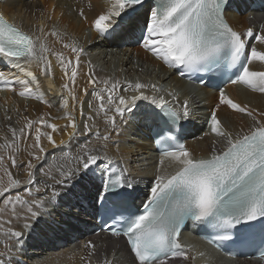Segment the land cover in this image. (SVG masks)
<instances>
[{
    "label": "snow or ice",
    "instance_id": "snow-or-ice-1",
    "mask_svg": "<svg viewBox=\"0 0 264 264\" xmlns=\"http://www.w3.org/2000/svg\"><path fill=\"white\" fill-rule=\"evenodd\" d=\"M228 3L229 0H153V3L146 5L145 0H108L107 9L90 22L91 29L101 37H106L124 29L134 31L142 19L138 43L164 66L177 70L181 77L190 78L193 73L220 77L213 85L219 89V104L211 112L209 123L211 134L222 143V149L213 146L209 158H194L182 144L163 150L159 161L160 170L141 211L126 217H111L114 222L120 221L119 229L114 225L109 226L111 235L126 238L132 264H172L177 257L188 261L190 249H186L179 239L188 220L206 228L228 230L229 236L225 238L234 235L245 243H255L259 239L260 246L264 248V112H254L247 105L235 102L224 90L228 85L239 84L254 92L264 93V71L249 69L253 61L264 62V51H259L255 46L264 45V28L255 33L249 28L243 35L234 30L225 18ZM141 5H145L146 10L139 7ZM78 15L87 20L82 10ZM48 35L63 43L55 29L45 34L43 28H40L39 35L29 34L0 15V59L5 60L11 68L19 69L25 76L22 78L0 70V90L8 88L17 91L15 85L19 84L22 86L18 92L20 97L42 99L36 74L26 70L24 65L34 64L42 75L47 76L52 67L49 58L51 54L67 77L68 82L63 84V88L67 90L68 97L77 101L72 86L84 50L75 41L63 43V47L74 54L73 61L62 52H53L46 45ZM249 41L253 43L249 44ZM204 81L205 75H200L199 82ZM88 83L93 88L94 99L99 102L96 107L91 103L89 107L97 116L102 114L105 132L102 134L95 124L90 126L86 123L82 128L78 127L70 113L65 116L69 121L65 129H70L69 140L77 135L91 133L97 140L104 142V151L89 147V137L80 146L79 154L70 157L73 166L65 168L61 165L56 168L58 176H53V164L47 165V170L43 166L37 169L32 161L39 162L48 155L42 145V137L53 148L59 146L51 134L58 131L56 124L43 119L32 121L25 118L26 124L19 130L9 127L12 140L5 137L4 143L0 144V204L11 216L20 218L18 208L24 213V229L30 230L32 222L42 216L47 206L60 195L55 185L67 188L81 173L85 174V178L95 176L101 163L108 165L105 174L116 173L107 182H103V176L100 177L104 190L113 193L109 200H119L126 195L116 192V189L130 188L132 185L123 178L122 173L117 172L118 166L113 164L106 149L110 130L117 129V117L123 118L126 111L131 112L138 100H150L159 109L155 117L164 125V129L158 135H166L171 131L172 122L189 115L187 100L181 106L182 111L178 112L169 107L170 102L163 96L149 94L161 91L154 83L139 80L125 82L123 91H130V96L117 94L121 88L119 80H97L90 74ZM83 92L88 95L87 87ZM168 95L176 99L173 93L169 92ZM62 105L67 109L69 100L62 97ZM220 105L237 114L246 115L251 120L247 132L241 129L234 134L227 130L217 116ZM93 119L91 115L87 117L88 121ZM34 124L38 125L34 128L35 142L32 145L36 151L30 154L32 160L25 166L27 181H21L13 177L6 163L11 161L12 166L16 167L15 154L20 150L21 138L33 131ZM42 128L51 129V132H42ZM65 143L63 139L60 140V144ZM165 160L175 165L174 174L164 170ZM37 173L53 181V184L46 185L51 188L50 194L45 191L41 196L33 195V191L41 192L39 184L44 183L41 181L38 184ZM22 184L28 185L26 191L31 199L13 192ZM0 223H11V220H4L0 216ZM7 235L17 245H22V231L11 230ZM3 247L5 251H0V264H6L3 257L11 251L10 244L4 243ZM85 247L94 252L96 246L89 241ZM261 256L264 257V252H261ZM88 264H91V260ZM101 264L112 262L105 257Z\"/></svg>",
    "mask_w": 264,
    "mask_h": 264
},
{
    "label": "bare ground",
    "instance_id": "bare-ground-1",
    "mask_svg": "<svg viewBox=\"0 0 264 264\" xmlns=\"http://www.w3.org/2000/svg\"><path fill=\"white\" fill-rule=\"evenodd\" d=\"M233 1H235V3L232 7L227 9L225 18L234 30L244 32L251 28L257 32L261 28H264V11H250V7L254 4L255 0ZM108 6V0H0V15L9 23L16 25L29 34L36 35H39L40 28H43L45 34L57 28L59 30L57 33L60 35L63 43L75 41L76 44L84 50L80 55L76 81L72 86L78 102L68 97L67 90L63 88V84L68 82L67 77L63 75V69L56 61L55 56L51 54H49V58L52 60V67L47 76L42 75L39 68L34 64L31 66L24 65L26 70H31L36 74L39 83L38 91L42 99H25L20 97L18 92L22 86L19 84L15 85L17 91H12L8 88L0 90V144H3L5 137H7L8 140H12L9 127L19 130L26 124L25 118L32 121L43 119L48 123H54L58 126V131L51 134L59 146L53 148L43 137L42 145L46 148L47 154L57 151L55 156H57L59 164L63 165L65 168L73 166L70 157L79 154L80 146L88 141L89 137H91L89 147L104 151L102 148L104 142L102 140H97L91 133L83 135V139H81L82 135H77L69 140L68 131H70V129H65V125L68 124L69 121L65 119V116L70 113L75 118L80 128L86 123L90 126L95 124L103 134L106 126L101 118L102 114L101 116H97L92 108L89 107L90 103L93 107H96L99 103L94 99L93 88L88 83L89 75L93 74L94 78L97 80L108 79L110 81H121V88L118 90L117 94L130 96L132 95L130 91H123L124 83L129 81L136 82L135 73L143 74L145 71H148L150 72V74H148L149 76L154 75L160 78V82L158 81L159 83L164 82L171 84L170 90L166 92L149 94H154L157 97L163 96L165 100H168L170 104L180 112L182 111L181 106L183 102L187 100L189 115L187 118H183V121L184 124L188 121L193 124L191 127L192 130H190V134L187 135L186 139L187 150L192 153L193 157L209 158L213 146L217 149H222V143L211 134V131L205 128L202 130L200 129V125L205 122V118L203 119L204 114H206L208 118L211 112L217 108L219 104V92L213 93L205 87H202L196 96H190L188 93L190 87L177 76L176 70L164 66L142 46H134L135 40L138 39V32L141 25H143L142 19L140 26L134 31L124 29L112 36L101 37L91 29L89 25L90 22L99 14H102ZM142 9H145V6L142 7ZM81 10L84 12L87 20L78 15V12ZM45 43L53 52H62L66 57H70L75 61L74 54H72L69 49L64 48L63 43L58 42L56 37L48 35ZM252 43L253 42H250L249 44ZM124 45L126 47L122 48ZM255 46L259 51H264V45L255 44ZM90 53H92V55H90ZM110 56H112L113 61L109 58ZM99 61L100 66L103 64L106 67H98ZM5 66L6 67L2 69L6 73L25 78L24 73L20 72L19 69L11 68L8 63ZM137 66H140L142 70H140L141 68H137ZM110 69H112V74H109ZM249 69L264 71V62L253 61V63L249 65ZM132 76H134V78L129 79ZM47 78L52 80L54 90L46 87L45 80ZM140 82L148 83L146 78L140 79ZM158 82L157 85L159 87ZM153 83L155 84L154 81L149 82V84ZM85 87L88 89V95H85L83 92ZM192 87L197 86L193 85ZM176 89H178L177 93L175 92ZM96 90L99 91V88ZM224 90L235 102L241 105H247L254 112H264V93L254 92L239 84L228 86ZM169 92L175 95V100H173L172 96L168 95ZM62 97L69 100V107L67 109L62 105ZM204 99L206 100V106L201 105ZM177 100L179 103H176ZM136 105L137 107L133 108L131 112L125 113L123 118L117 117V129L114 131L110 130L111 135L107 142L106 151L112 162L117 163L120 168L123 167L125 170L123 178L132 185L128 189L143 193L139 198V202L143 203L146 201V196L150 194V188L153 185L155 176L160 170L159 161L161 157H156L154 155L153 145L149 135L146 133L152 126L144 124L146 119L150 118L148 115L150 114L152 103L150 100H139L136 102ZM200 106H203L207 110L206 113L201 111L202 108H200ZM81 109L83 115L81 114ZM193 112L196 115H194ZM90 115L94 117L92 121L87 120V117ZM217 116L221 119L227 130L232 131L234 134L241 131V129L247 132L248 125L251 123V120L246 115L237 114L223 105L219 106ZM9 117L13 119V122L6 120V118ZM157 121L158 119L152 122L151 125L156 124ZM36 126L38 125L34 124L33 131L21 138L20 150L15 154L16 167L12 166L11 161H7L6 163L13 177L21 181H27L25 166L29 160H32L30 154L36 151V149L32 147L35 142L34 128ZM41 130L42 132H51V129L42 128ZM61 139L66 143L60 144ZM113 142H115L114 145ZM42 160L39 162L33 160L32 162L37 166L39 163H42ZM59 164L57 165L59 166ZM107 168V164L101 163L95 176H88L85 178V174L81 173L77 178L71 181L67 188H61L59 185H55V187L59 189L60 195L55 198L52 204L47 206L42 216L32 222V226H34L32 228L36 229L37 236L31 237L30 235L27 236L28 234L23 235L22 245L16 244L15 248H12L11 251L3 257L6 264H88L89 260H91V264H101L105 257L111 260L112 264H130L131 260L128 258V254L126 255L124 244H122L120 238L99 235L96 237L95 250L91 252L90 249L85 247L87 238L83 236L82 238H78L79 242L77 243V248L70 250L69 247H62L54 254H51L53 245L50 246L49 243L41 241L42 237H47L46 240H50L52 235L56 234V232H59L60 235H72V227H76V225L71 222L69 218H66L67 215H61L55 211L54 207L57 206L56 201L58 200L59 204H65V201L73 204L71 200L84 193L88 200H92L95 191L103 188ZM174 168V164H170L169 161L165 160L164 170L168 171L170 174H174ZM52 171V174L58 173L54 166ZM0 175H2V173H0ZM101 176H103V182L100 179ZM37 182L39 184L41 181ZM51 184H53V181L47 179V181H44L43 184H39V186L45 187ZM24 187H26V184H22L19 189H14L13 192L21 194L24 197L25 192L19 193L20 189ZM48 191L50 194L51 188H48ZM6 195L8 194L6 193ZM45 203L47 204V201H45ZM18 212H20V218L11 216L8 210L0 204V216H2L4 220H11V223H0V229L8 230L9 232L15 228H20L23 234L26 233V229L23 227L26 222L23 218L24 213L20 211L19 208ZM62 212L66 213L65 211H61V213ZM47 213L51 214L53 218L52 223L50 222V218L45 216ZM51 224H54V229ZM28 231L31 233L32 230ZM66 242L69 243V246H73L74 241L70 242L68 239ZM30 246L38 247V249L42 250L41 253L38 252L36 255L30 253ZM198 246L203 248L205 253L204 260L196 259L195 257L193 262V256L188 253L190 259L188 261L182 259L180 264H207L208 260H210L211 264H239L231 260L225 262L220 254H214L212 250H209L212 252L210 253L208 251L210 248L202 242H198ZM39 255L42 256L38 257ZM244 264L251 263L245 262Z\"/></svg>",
    "mask_w": 264,
    "mask_h": 264
},
{
    "label": "rangeland",
    "instance_id": "rangeland-1",
    "mask_svg": "<svg viewBox=\"0 0 264 264\" xmlns=\"http://www.w3.org/2000/svg\"><path fill=\"white\" fill-rule=\"evenodd\" d=\"M57 32L59 31L57 28H54ZM90 55H92V53H90ZM111 60H112V56H110L109 57ZM113 61V60H112ZM101 63H103V62H101ZM97 64V63H96ZM100 64V61L98 62V65ZM97 65V66H98ZM98 67H102V68H105L106 66L105 65H99ZM137 68H141L140 66H137ZM140 70H142V68L140 69ZM148 71H145L143 74L141 73H135V77H136V80H139L140 81V79H147V82L149 83V82H155V84L157 85V82L159 81L160 82V78L158 77V76H149L148 74H150V72H148ZM109 74H112V69H110V73ZM134 78V76H132L131 78H129V79H133ZM158 82V83H159ZM171 87V84L170 83H159V88L161 89V91L160 92H166V91H168V90H170L169 88ZM177 91H178V89H176L175 90V92L177 93ZM140 106V105H139ZM136 107H137V105H136ZM136 107H134V108H136ZM200 108H202L201 109V111L204 113V111H205V108L203 107V106H200ZM200 111V110H199ZM199 111H197V112H199ZM128 111H126L125 113H127ZM196 112V111H195ZM193 114L194 115H196L194 112H193ZM205 117H203V119H204ZM6 120L8 121V120H10V121H12L13 122V119H9V118H6ZM1 133V132H0ZM83 135L81 136V139H83ZM4 143V142H3ZM114 143L115 142H113V145H114ZM52 154V155H51ZM57 154V151L55 152V151H53V152H49L48 153V155L47 156H45L44 158H43V160H42V163H39L36 167H37V169H40L42 166L45 168V170H47V165H49V164H53L54 165V167H56V168H58V167H60L61 166V164H59V162H58V159H57V156H55ZM50 161V162H49ZM52 161V162H51ZM57 164H59V166L57 165ZM93 167H95V166H93ZM122 170H123V173L125 174V170L123 169V167L121 168ZM52 173H53V171H52ZM122 173V174H123ZM53 176H58V173L57 174H52ZM43 178V179H42ZM47 177H43V175L42 174H40V173H37V175H36V181H47ZM27 187H28V185H26V187H24L23 189H20V191H19V193H22V192H25V196H24V198L25 199H31V197H29L28 196V194H27V191H26V189H27ZM45 191H48V188L45 186H43V187H41V192L40 193H35V191H33V195L34 196H41V195H43L44 194V192ZM49 192V191H48ZM53 206V205H52ZM51 206V207H52ZM54 209H55V211H57L58 212V214H61V215H67L68 216V210H67V208H66V205L65 204H60L59 206H55L54 207ZM60 210V211H58V210ZM61 211H65L66 213H64V212H62L61 213ZM45 216H48L49 218H50V222L52 223V217H51V214L50 213H47V214H45ZM45 223V222H44ZM48 223H49V221H48ZM46 224V223H45ZM53 225L54 224H51V226H52V228H53ZM32 227H34V226H32ZM54 229V228H53ZM15 231H21L20 230V228H15L14 229ZM30 230H32L33 231V234H32V231H31V233L28 231V229H26L25 231H26V233H24V235L25 234H28L27 236H31V237H33V236H37V231H36V229H34V228H31ZM7 233H8V230H4V229H0V250L1 251H4L5 249H3L4 247H3V244L4 243H8V244H10L11 245V249L12 248H15V246H16V242H15V240L14 239H12V238H9L8 237V235H7ZM35 236V237H36ZM31 239V238H30ZM42 255H39L38 257H41ZM35 258V257H34ZM179 262V261H178ZM178 262H174V263H172V264H176V263H178Z\"/></svg>",
    "mask_w": 264,
    "mask_h": 264
},
{
    "label": "water",
    "instance_id": "water-1",
    "mask_svg": "<svg viewBox=\"0 0 264 264\" xmlns=\"http://www.w3.org/2000/svg\"><path fill=\"white\" fill-rule=\"evenodd\" d=\"M45 83H46V87H47L48 89L54 90V85H53L51 79H49V78L46 79V80H45ZM138 101H139V100H138Z\"/></svg>",
    "mask_w": 264,
    "mask_h": 264
}]
</instances>
